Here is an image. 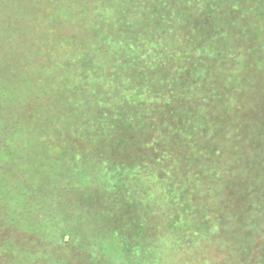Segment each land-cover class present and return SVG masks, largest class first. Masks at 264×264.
Wrapping results in <instances>:
<instances>
[{
    "label": "rangeland",
    "instance_id": "obj_1",
    "mask_svg": "<svg viewBox=\"0 0 264 264\" xmlns=\"http://www.w3.org/2000/svg\"><path fill=\"white\" fill-rule=\"evenodd\" d=\"M102 6L0 0V264H264V0L216 1L210 57L246 55L256 71L243 82L209 76L193 94L186 81L173 114L157 116L154 164L141 154L107 162L115 138L133 155L145 147L108 137L102 121L114 102L99 93L101 78L78 84L82 53L100 45ZM187 9L167 25L195 20Z\"/></svg>",
    "mask_w": 264,
    "mask_h": 264
},
{
    "label": "trees",
    "instance_id": "obj_2",
    "mask_svg": "<svg viewBox=\"0 0 264 264\" xmlns=\"http://www.w3.org/2000/svg\"><path fill=\"white\" fill-rule=\"evenodd\" d=\"M97 1L103 5L99 12H106L100 14L101 16L97 15L93 23L97 27L94 31L102 33L100 45L88 50L89 56L85 54L86 52L82 53L81 61L84 69L81 77L84 81L81 82L82 78H80L78 84H89L86 79L91 77V74L101 78L102 90L99 93L108 95L110 101L114 102L108 104V114L105 110V118L102 121L108 137L115 131L121 132L124 138L130 139L131 142L133 139V142L138 140L136 147L141 144L145 147L143 150L136 149L137 152L133 155L128 153L130 147L126 148L128 151L119 150L117 145H120L121 141L115 138L116 143L109 148L107 162L118 165L129 164L141 154L140 157L154 164L162 150L156 137L157 116L161 114L162 119L173 114V104L178 102V97L180 99L187 93L186 81L194 82V88L190 92L193 94L200 92L201 81L204 78L209 79V76L222 81L233 79L243 82L242 77L247 71L249 73L256 71V65H252V57L239 56L230 50L224 52L237 56L231 55L227 61H216L215 57L214 60H212L213 56L210 57L213 36L220 33L214 24L220 13L216 7L217 0ZM223 1L233 3L237 0ZM189 5L195 20L188 21L189 24L187 21H170L171 23L167 25L165 18L188 17ZM195 7L198 9L197 13L194 11ZM87 10H82L84 16H87ZM89 13L94 15L93 10ZM141 23L145 25V32L141 45L136 47L134 38L141 30ZM184 29L189 33H184ZM254 39L256 40V37ZM107 41L115 42L121 49L117 51V47L107 44ZM224 47L226 45L223 42ZM194 56L198 57L199 63L194 61ZM239 58H245V65H240ZM253 58L255 60V57ZM176 67L189 69L190 76L181 74L174 79L171 78L170 69ZM100 72L109 74L108 79H103ZM226 74L229 75L228 78ZM257 77L264 78V75L259 73ZM113 84L114 87L110 88ZM73 90L74 86L71 87V91ZM151 93L158 94V98L145 104H137L135 99ZM129 115L131 118H139L138 121L130 123ZM165 128V125L160 127V136ZM142 139H144L143 143ZM121 155L126 156L122 162H119L117 159Z\"/></svg>",
    "mask_w": 264,
    "mask_h": 264
}]
</instances>
